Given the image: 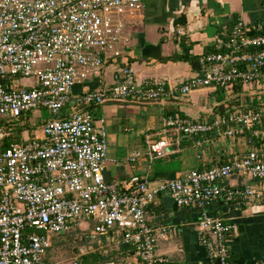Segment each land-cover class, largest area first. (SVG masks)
Returning <instances> with one entry per match:
<instances>
[{"label":"built area","instance_id":"1","mask_svg":"<svg viewBox=\"0 0 264 264\" xmlns=\"http://www.w3.org/2000/svg\"><path fill=\"white\" fill-rule=\"evenodd\" d=\"M145 1L0 0V80H4L0 81V264H65L50 256L51 239L88 218L94 224V238L105 237L129 248L145 264L164 263L167 259L156 248L169 227L152 225L147 215L160 193H169L179 206L198 207L199 242L212 261L219 260L216 264H232L233 227L223 217L211 215L207 206L219 198L236 204L264 199L260 148L252 145L241 158L187 170L155 185L134 175L122 191L105 178L108 132L86 110L111 100L165 101L202 88L223 89L232 96L239 81L264 83V35H246L240 20L228 40L217 39L216 49L226 51L204 54L196 75L181 81L139 82L133 68L124 65L113 85L76 92V86L101 78L108 62L122 58L118 48L122 16L139 11ZM19 79L31 83L20 87ZM39 109L50 113L42 123V137L31 132L19 140L12 136L34 127L31 113ZM257 124H264V107L236 109L204 120L176 114L165 119L158 137H147L144 151L133 150L128 160L134 163L146 157L152 163L168 157L180 150L183 136L196 139L201 157L206 135L233 137L248 129L264 138V129H256ZM234 171L257 180L260 187L227 186ZM98 242L101 247V239ZM94 251L92 245L80 246L69 264H81Z\"/></svg>","mask_w":264,"mask_h":264},{"label":"crops","instance_id":"2","mask_svg":"<svg viewBox=\"0 0 264 264\" xmlns=\"http://www.w3.org/2000/svg\"><path fill=\"white\" fill-rule=\"evenodd\" d=\"M122 20L124 30L118 44L123 51L122 58L108 62L101 78H91L83 86H76V92L84 87L97 89L113 85L115 74L124 65L133 68L139 82L151 78L181 81L196 75L200 72L201 57L215 50L218 38L228 40L238 21L242 20L249 29L264 28V0H146L144 7L133 14L126 13ZM250 48L245 49L255 50ZM23 80L19 79V83H31V80L28 83ZM234 95L228 100L231 95L222 89L202 88L165 101L111 100L90 106L86 111L108 132L106 180L117 183L123 191L134 175L147 177L155 185L161 179L178 178L187 170L208 169L241 158L252 145L258 146L264 155V138L256 136L252 130L242 129L244 132L233 137L206 135L209 139L201 157L196 139L183 136L180 150L168 157L152 163L146 157L134 163L128 160L133 150H145L147 137H158L165 119L171 115L204 120L226 114V111L220 112L221 104L225 110L232 111L264 107V83H243ZM30 128L24 137L17 139L28 137L29 132L35 133L34 127ZM255 128L264 129V124H257ZM35 135L42 137L43 132ZM225 184L260 187L257 180L239 171H234ZM207 210L211 215L223 217L233 227L230 233L232 264L264 262V199L236 204L219 198L207 206ZM147 215L152 225L169 227L168 234L157 242V254L167 259L161 264H216L199 242L198 207L179 206L169 193H160L148 206ZM83 224L88 227L93 221L88 218L75 224L71 235L80 234L83 243L87 241L96 252L110 257L101 264H145L129 248L109 243L105 237L94 238V228L89 230Z\"/></svg>","mask_w":264,"mask_h":264},{"label":"rangeland","instance_id":"3","mask_svg":"<svg viewBox=\"0 0 264 264\" xmlns=\"http://www.w3.org/2000/svg\"><path fill=\"white\" fill-rule=\"evenodd\" d=\"M6 80L9 83H11L12 77L8 76L6 77ZM28 82H30V79L23 80V83H28ZM31 115L33 116L35 120L34 122H36V125L33 128L35 133L42 134V131H43L42 123L44 119L50 117V113L45 109H39V110L32 111ZM27 129L30 130L31 128L29 127ZM26 132L27 130L24 131V129H20L18 132L13 133L12 136L15 135L16 137L21 138L22 136L23 137L25 136ZM85 225L83 224L84 228L87 227ZM87 228L91 230L93 228V224H90ZM71 233L73 232L68 231L63 236L55 235L51 239L52 247L50 250L52 251V255L56 259L63 260L65 264L70 263L71 259L74 257V255H76L77 250L80 246L88 244L87 241H85L84 243L82 242L80 234L70 235Z\"/></svg>","mask_w":264,"mask_h":264},{"label":"trees","instance_id":"4","mask_svg":"<svg viewBox=\"0 0 264 264\" xmlns=\"http://www.w3.org/2000/svg\"><path fill=\"white\" fill-rule=\"evenodd\" d=\"M245 26H246V25H245ZM233 27H234V26H233ZM233 27H232V28H233ZM246 28H247L246 35H249V36H256V35H258V34H262V35H264V28L261 29V30L249 29V27H247V26H246ZM231 31H232V30H231ZM230 33H231V32H230ZM229 37H230V35H229ZM215 50H220V51H222V52H225V51H226L225 47H220L219 49H216V48H215ZM250 50H252V48H250ZM242 84H243L242 81H239V82L236 83V85H235V92L232 93L231 98L228 99V100H232V99H233V97L235 96L234 94H236V92L239 91L240 86H241ZM20 85H21V86H20ZM20 85H19L20 87L24 86V84H20ZM222 90H223V89H222ZM225 106H226V105L224 104V107H225ZM219 107L221 108L220 112H224V111H226V112H224V113H226V114H229V113L232 112V110H230V109H226V110H225V109L223 108V105H222V104H221ZM227 107H230V106L227 105L226 108H227ZM174 115H176V114H174ZM174 115H171V116H174ZM181 116H182V115H181ZM183 117H184V116H183ZM10 139L12 140L11 137H10ZM10 139H8V140L5 142V145H7V144L11 141ZM70 235H71V234H70ZM110 253H111V252H110ZM108 260H110V257H109V256H104V255H102V253L94 251V252H91V253L87 254L86 256H84V258H83L81 264H101L102 262H106V261H108Z\"/></svg>","mask_w":264,"mask_h":264},{"label":"water","instance_id":"5","mask_svg":"<svg viewBox=\"0 0 264 264\" xmlns=\"http://www.w3.org/2000/svg\"><path fill=\"white\" fill-rule=\"evenodd\" d=\"M1 81V83H4V80H0ZM61 234H64L65 232L64 231H61L60 232ZM216 263H219V260H216Z\"/></svg>","mask_w":264,"mask_h":264}]
</instances>
